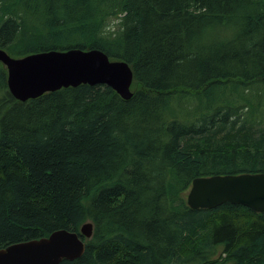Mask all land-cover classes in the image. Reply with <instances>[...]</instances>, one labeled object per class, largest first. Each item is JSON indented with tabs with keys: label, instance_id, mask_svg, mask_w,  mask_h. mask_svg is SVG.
<instances>
[{
	"label": "trees",
	"instance_id": "16d2710c",
	"mask_svg": "<svg viewBox=\"0 0 264 264\" xmlns=\"http://www.w3.org/2000/svg\"><path fill=\"white\" fill-rule=\"evenodd\" d=\"M0 49L97 50L132 75L128 100L78 85L19 102L0 64V249L89 222L59 264H264V212L185 204L194 178L264 173V129L224 94L264 103V0H0Z\"/></svg>",
	"mask_w": 264,
	"mask_h": 264
},
{
	"label": "water",
	"instance_id": "95a60500",
	"mask_svg": "<svg viewBox=\"0 0 264 264\" xmlns=\"http://www.w3.org/2000/svg\"><path fill=\"white\" fill-rule=\"evenodd\" d=\"M0 64L6 72L9 95L19 102L48 92L78 85H102L121 99L131 96L132 75L122 61L109 60L97 50L49 51L12 58L0 49ZM264 212V173L213 175L191 180L185 204L191 210H211L222 204ZM92 226L85 222L79 232L57 230L47 237L16 243L0 249V264H59L78 259Z\"/></svg>",
	"mask_w": 264,
	"mask_h": 264
},
{
	"label": "rangeland",
	"instance_id": "374dc122",
	"mask_svg": "<svg viewBox=\"0 0 264 264\" xmlns=\"http://www.w3.org/2000/svg\"><path fill=\"white\" fill-rule=\"evenodd\" d=\"M116 20L113 18H109L107 20L106 25H116ZM230 29L229 32L223 37V35H221L223 38H229L232 35H234L235 33V26L233 25V23H231V27L228 28ZM218 33L220 34V31H218ZM251 93L249 92V89H242L240 88L239 90H232V89H227L226 91H224V94L226 95V99L230 100L231 102H234L235 104L239 105L242 107V109L240 110L241 113H246L248 119H251V122L255 123V126H253V128H260V129H264V103L263 100L258 97L255 96V98L250 97L248 94ZM256 92H254L255 95ZM252 95V93H251ZM249 100V101H247ZM245 101V102H244ZM191 105H194L195 103L193 102H188ZM247 104L252 105V110L250 112V108L247 107ZM188 107V106H187ZM189 110H186V115H181L180 118L184 117L185 118H190L189 114H190V110L191 107L189 106ZM251 115V116H250ZM179 116V115H178ZM187 192V191H186ZM186 194V193H185Z\"/></svg>",
	"mask_w": 264,
	"mask_h": 264
},
{
	"label": "clouds",
	"instance_id": "9594fccd",
	"mask_svg": "<svg viewBox=\"0 0 264 264\" xmlns=\"http://www.w3.org/2000/svg\"><path fill=\"white\" fill-rule=\"evenodd\" d=\"M125 30L126 28L123 24V21H120L118 25H108L107 27L103 28L98 33V36L102 39L115 40L119 38V36L122 35L125 32Z\"/></svg>",
	"mask_w": 264,
	"mask_h": 264
}]
</instances>
